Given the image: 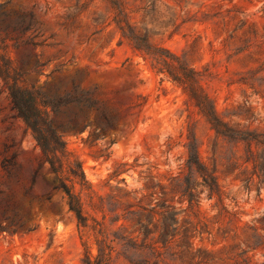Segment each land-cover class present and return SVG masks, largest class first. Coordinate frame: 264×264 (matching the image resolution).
Wrapping results in <instances>:
<instances>
[{"label": "rangeland", "instance_id": "1", "mask_svg": "<svg viewBox=\"0 0 264 264\" xmlns=\"http://www.w3.org/2000/svg\"><path fill=\"white\" fill-rule=\"evenodd\" d=\"M132 33L150 51H168L199 72V85L220 120L264 134V0H0V47H6L20 84L57 107L52 128L71 169L79 173L80 165L107 215L104 238L79 226L57 174L17 117L0 77V264H87L86 249L97 257V240L103 239L115 240L108 264H189L186 255L179 260L177 248L185 245L183 221L191 228L193 252L210 253L215 264H264V232L254 230L264 219V148L253 147L250 158L244 143L218 135L183 89L137 49L128 38ZM82 92L97 104L78 105ZM66 95L73 101L68 105ZM188 128L202 163L217 178L223 203L209 200L201 187L199 207L179 203L188 175ZM70 175L65 166L59 177L71 186ZM146 177L166 188L171 216L179 222V236L161 250L160 262L114 236L143 243V234L124 220V200L110 197L125 186L145 189ZM154 191H141L138 198ZM82 201L85 213L102 221L87 193ZM150 203L146 199L143 206L152 210L158 200ZM223 207L236 218L222 213ZM159 219L149 211L142 224ZM174 233L170 230V237ZM170 237L164 235L160 247Z\"/></svg>", "mask_w": 264, "mask_h": 264}, {"label": "trees", "instance_id": "2", "mask_svg": "<svg viewBox=\"0 0 264 264\" xmlns=\"http://www.w3.org/2000/svg\"><path fill=\"white\" fill-rule=\"evenodd\" d=\"M132 34L133 35H130L128 38L136 42V45H138L137 49L144 52L145 56L152 58L153 62L158 67V73L165 75L173 83L183 89L189 100L194 103L195 107L199 110V113L208 119L212 128L218 135L224 137L235 145L244 143L248 149L247 152L250 158L254 155L253 147L264 148V134H257L255 132L233 128L230 127L229 124L220 120L213 100L208 95L204 94L199 85V77L201 76L199 72L189 67L178 56L171 54L168 51L163 54H157L150 51L148 47L142 45V40L139 37L134 33ZM2 50L4 54L1 53ZM6 50V47H0V60L4 62V65H0V77L5 81V84L10 91L13 110L16 112L17 117L22 119L27 127L34 133L38 145L42 149L45 161L51 164L52 172L57 174L59 178V190H61L67 197L69 210L74 214L79 226L87 233L93 231L101 238H104L105 222L107 219V215L104 214V200L103 198H99V201L93 199L92 186L86 181L80 165L78 166L79 173H74L71 169V162L67 158V153L61 136L52 128V121H50L51 112L55 115L58 112L57 107H54L49 101L44 100L40 93L35 91L34 88L30 89L20 84L21 75L12 68V63L7 57ZM65 100V105L73 102L72 100H69L68 95H66ZM87 102L91 103L93 101L82 92L80 98L77 99V104L85 105ZM94 104H97V102H93V105ZM186 141V169L188 175L181 186L182 190L180 191L181 197L179 198V203L181 205L187 203L190 209L191 207H199L201 193H196V190L199 187L203 188L202 192H208L209 200L217 198L219 203H223L224 193L217 178L214 176V173L210 172L202 163L199 155V144L196 135H194L191 128L187 129ZM169 146H172V140H170ZM65 166L70 168L71 175L69 178L72 183L71 186L59 177L60 174H63ZM194 176L197 177L195 181H193ZM145 179L148 183L146 184L145 189L141 191H156L144 195L142 198H138L141 191L128 190V186H125L124 188H117L115 194L110 197L111 200L117 203H121L122 200H124V203L122 202V204L127 206L125 214L128 216L127 218L125 217L124 220L137 227L135 232H139V236L143 234V243L138 245L133 242L132 239H129V236L122 237L123 235L117 233H115L114 236H120L116 239L124 242L125 247H130L136 254L139 255L141 252H148V254L152 255L158 262H160L163 256L161 250H166L179 236L177 232L179 226H176L177 224L179 225V222L177 221V217L171 216L173 206L168 203L169 194L166 192V188L159 183L154 185L151 177H146ZM199 179H201V182L198 181ZM250 181L251 180H248V182ZM150 183L151 185H149ZM171 184L173 185V183ZM77 186L79 187V190H77ZM84 193H87L90 198V206L92 210L103 214L102 221L97 220L95 217L88 216L87 213H85L82 201V194ZM174 198L175 197H172V202H174ZM146 199L150 200L151 203L149 205H152L154 200H158L157 207H153L152 210H149L147 207L143 206V201ZM130 200L137 201V204H127ZM149 211L153 214L154 218L155 215H157L160 219L155 224L151 223L150 225L145 226L142 224L143 216ZM154 211H156V213ZM222 213L229 216L232 220L236 218V214L230 213L225 207L222 208ZM120 220V218L113 220L112 225L116 226ZM90 221L93 222V225H90ZM161 221H163L162 224H160ZM259 223L262 224V228H255L254 230H262L264 232V219L259 221ZM151 225L155 227L154 231L150 229ZM188 225L189 223H187V221H183L180 230L182 231V241L185 245H177V248L182 250L180 252L179 260L183 261V256L186 255L190 259L189 264L218 263L216 258L210 253L201 250L193 252V244L188 243V240L190 239L189 234L191 232V228ZM122 227L125 228L124 225L120 226L121 229ZM172 229H174L175 233L170 237L169 233ZM164 235L167 237L169 236L170 238L160 247V244H162L160 240ZM261 239H264V236L261 237ZM149 241L150 244L147 243ZM110 242L113 243L115 240H110ZM110 242L108 243L105 239L97 240V244H100L99 255L97 257H94L92 253L86 249L87 264H108L113 252V247ZM177 254L179 253L173 255ZM144 261L149 263L147 260ZM129 263L140 264L139 261H136L135 263V261L133 262L131 260H129ZM244 264L250 263L245 261Z\"/></svg>", "mask_w": 264, "mask_h": 264}]
</instances>
